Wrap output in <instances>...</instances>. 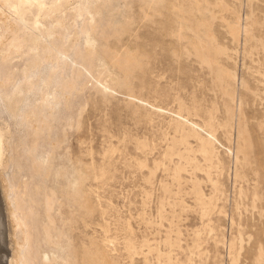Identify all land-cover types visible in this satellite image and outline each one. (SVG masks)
Returning a JSON list of instances; mask_svg holds the SVG:
<instances>
[{
  "label": "rangeland",
  "instance_id": "374dc122",
  "mask_svg": "<svg viewBox=\"0 0 264 264\" xmlns=\"http://www.w3.org/2000/svg\"><path fill=\"white\" fill-rule=\"evenodd\" d=\"M73 1L0 58L23 263L264 264V0Z\"/></svg>",
  "mask_w": 264,
  "mask_h": 264
},
{
  "label": "bare ground",
  "instance_id": "6f19581e",
  "mask_svg": "<svg viewBox=\"0 0 264 264\" xmlns=\"http://www.w3.org/2000/svg\"><path fill=\"white\" fill-rule=\"evenodd\" d=\"M71 1L72 0H0V58L3 60V58L7 57L6 59L8 60L11 57L10 55H14V54L16 55L17 53H18V55H19V53L21 54V50L24 49L25 47H26V49L29 47L28 49H30L32 51L33 50H35V51L38 50V48L41 47V46H39L41 44H38V42L40 41V38H44L45 39L47 35L50 36V32H49V28L50 27L49 28L47 27L45 29L43 26H40L41 23L45 24V22H43V19L45 20L46 17H49V18L51 17L52 18V22H50L51 24H53V25H54V23H56L57 25L62 24V23H60L61 22V17H58V16H59V14H61V16H63V14H64L63 13L64 12L63 9H65L66 5L69 6V3ZM73 2H77V1L74 0ZM77 14H80V13H77ZM64 23H65V21H64ZM57 25L54 28H57L58 27ZM59 28H60V26H59ZM73 40H75V39H73ZM92 40H90V41H92ZM41 41H43V40L41 39ZM86 41H87V38H86ZM30 50H28V51H30ZM22 54H23V52H22ZM31 60H32V58H31ZM39 60H40V58H39ZM39 60H38V62H40ZM3 61H6V60H3ZM33 61H32V63L34 64L35 62H33ZM37 63H35V64H37ZM25 75H27V74H25ZM7 77L9 78L11 76H7ZM3 78L5 79V75L3 76ZM3 78L0 80V89L6 88L7 84L10 83V82L8 83V80H10V79H8L6 81ZM22 80H25V84L24 83H22L23 85L20 84L22 86H20L21 88L18 91L16 90L17 92H15L12 95H9L8 94L9 92H8L5 95V97H7V98L9 96H11V99L9 100V105L8 106H10L11 104L15 103L17 101V99L21 100V98L27 93L28 85L26 84V80H28V77L25 78V79H22ZM11 82H13V81H11ZM47 96H49V95H47ZM7 98H6V100H7ZM5 133L0 131V185H2V183L5 184V182L7 181L3 177H1L2 176L1 175L2 174L1 171L5 170L6 164H7V156H6V153H5V142L7 141V134H5ZM7 146H8V144H7ZM7 146H6V149L9 148ZM7 154H8V151H7ZM9 186H10V184H9ZM9 186H7V185L2 186L3 187L2 189H3V192L5 193V196L8 195L7 193H8V191H10L9 188H8ZM0 191H2L1 188H0ZM0 195H1V193H0ZM0 197H1L0 200L2 201V199H3L2 195ZM8 198L10 199L9 196H8ZM9 202H10V200H8V203H7L8 204V206H7L8 208L7 209L4 208L3 204H2L3 206L2 205L0 206V207H3V209H4V211L1 209L0 212L3 211L2 213L5 212V214L8 212L7 216L11 220L10 221L11 225H10L9 229L7 230V232H8L7 234L8 235L6 234V236H5V234H4V237H5L4 243L6 241V248H5L6 250H4L5 251L4 252L5 253L4 257L7 260V264H22L23 263L22 260L24 258L22 259L20 257V251H21V248L23 247V243L21 241L20 242L22 244L18 242V240L16 238V234H15L16 231L15 230H17V228L19 226L21 227L23 225L22 224L23 221L20 222V220H19L20 218L16 216L15 211L11 207L12 204L10 203L11 204L10 205ZM2 213H1V215H5V214H2ZM2 219H7L6 215H5V218L2 217ZM7 221L9 222V220H7ZM1 222H2V220H1ZM7 223L3 222V226L6 225ZM1 227H2V225H1ZM3 228L7 229L8 227L6 225V227H3ZM3 228H1V229H3ZM5 230H3V231L5 232ZM0 237H1V234H0ZM23 238L25 240V237H23ZM7 255H8V257H7ZM23 264H25V263H23Z\"/></svg>",
  "mask_w": 264,
  "mask_h": 264
}]
</instances>
